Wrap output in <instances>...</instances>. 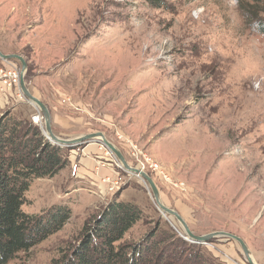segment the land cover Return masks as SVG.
Returning a JSON list of instances; mask_svg holds the SVG:
<instances>
[{"label": "rangeland", "instance_id": "1", "mask_svg": "<svg viewBox=\"0 0 264 264\" xmlns=\"http://www.w3.org/2000/svg\"><path fill=\"white\" fill-rule=\"evenodd\" d=\"M157 2L0 0V49L26 59V81L49 106L55 134L103 132L196 234H237L264 264V0ZM10 63L22 67L0 58V67ZM8 111L27 121L38 112L26 98L0 107ZM86 146L66 148L68 165L34 179L23 206L39 215L66 204L71 219L8 264H52L114 200L144 212L129 241L159 222L184 235L147 181L102 142ZM105 175L120 185L109 191ZM203 246L220 264H250L233 239Z\"/></svg>", "mask_w": 264, "mask_h": 264}, {"label": "trees", "instance_id": "2", "mask_svg": "<svg viewBox=\"0 0 264 264\" xmlns=\"http://www.w3.org/2000/svg\"><path fill=\"white\" fill-rule=\"evenodd\" d=\"M72 147L49 141L32 117L17 119L10 111L0 115V264L42 243L71 219L72 209L66 204L39 215L27 213L23 206L31 182L57 175L68 165L65 150ZM143 219L135 203L114 200L86 221L77 243L68 245L52 264H220L204 244L160 222L137 241H129L127 234Z\"/></svg>", "mask_w": 264, "mask_h": 264}, {"label": "water", "instance_id": "3", "mask_svg": "<svg viewBox=\"0 0 264 264\" xmlns=\"http://www.w3.org/2000/svg\"><path fill=\"white\" fill-rule=\"evenodd\" d=\"M0 58H2L3 60H7V61H10V60L20 61L21 66H22L21 67V80H20L21 91L24 94L27 102L33 105L37 109L38 113L42 115L43 120H44L43 133L49 141L55 144H58L60 146H63V147H72V146L81 147V145L83 144L87 145L91 142H96V141L102 142L107 148H109L115 154L116 158L122 165L121 167H123L129 173L135 174L148 182L152 190V194L154 196L155 202L158 205L159 209L162 211V213L165 216L170 215L172 217H175L180 222L181 226L184 229V237L187 240L193 243L207 244L209 243V241L213 240L214 238L233 239L241 245L249 263L257 264L251 254V250L248 244L241 236L237 234H234L228 231H215V232H211V233L203 234V235L196 234L191 229L190 225L185 220V218L177 210L172 209L168 207L167 205H165V203L163 202L161 198L160 190L155 180L153 179V177L149 173H147L145 170H143L142 168H138V167H134L130 165L125 155L121 152V150L115 144L109 141L103 132L101 131L91 132V133L81 134V135L70 137V138L61 137L55 134L53 130L52 113L50 111L49 106L45 102H43L39 97H37L35 94L31 92L28 86V83L26 81V74L28 70V63L26 59L20 54H16V53L6 54L2 52L1 49H0Z\"/></svg>", "mask_w": 264, "mask_h": 264}, {"label": "built area", "instance_id": "4", "mask_svg": "<svg viewBox=\"0 0 264 264\" xmlns=\"http://www.w3.org/2000/svg\"><path fill=\"white\" fill-rule=\"evenodd\" d=\"M20 80L21 68L15 63L0 67V107L8 105L12 101L19 102L25 98L20 88ZM32 120L35 124H39L43 127V117L40 113L37 112L33 114ZM150 167L160 171L167 180L171 179L169 173L164 171L157 162H150ZM101 180L109 184V191H113L114 188L120 185V180L112 175H105Z\"/></svg>", "mask_w": 264, "mask_h": 264}, {"label": "crops", "instance_id": "5", "mask_svg": "<svg viewBox=\"0 0 264 264\" xmlns=\"http://www.w3.org/2000/svg\"><path fill=\"white\" fill-rule=\"evenodd\" d=\"M90 144H92V142H91V143H89V144H87V146H86L84 149H86V148H87V147H88ZM89 149H92V148H90V147H89ZM86 161H87V162H86ZM85 162H86V163H88V162H89V163L91 164V160H89V159L85 160ZM89 167H90V166H89ZM80 168H81V169H84L82 166H80ZM81 172H84V171H83V170H81ZM90 172H91V174H92V175H94V173H93L92 171H90ZM90 178H93V180H94V177H93V176H92V177H90Z\"/></svg>", "mask_w": 264, "mask_h": 264}]
</instances>
